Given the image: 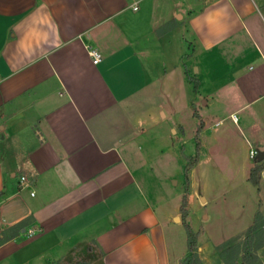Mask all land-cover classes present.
I'll list each match as a JSON object with an SVG mask.
<instances>
[{"label": "crops", "instance_id": "obj_1", "mask_svg": "<svg viewBox=\"0 0 264 264\" xmlns=\"http://www.w3.org/2000/svg\"><path fill=\"white\" fill-rule=\"evenodd\" d=\"M164 96L184 142L180 111L202 124L189 171L216 180L201 191L242 185L240 156L264 140V0H0V264L85 246L100 264L180 263L183 226L154 187V162L177 161ZM222 113L239 148L213 129Z\"/></svg>", "mask_w": 264, "mask_h": 264}, {"label": "rangeland", "instance_id": "obj_2", "mask_svg": "<svg viewBox=\"0 0 264 264\" xmlns=\"http://www.w3.org/2000/svg\"><path fill=\"white\" fill-rule=\"evenodd\" d=\"M169 67L170 66L167 65V68ZM176 83H178L176 102L179 104V110L183 107V101L185 98L184 94L181 95L184 86L180 85L179 82ZM187 92L188 97L190 91ZM171 100L172 99L165 96L160 97L159 102L155 100V103L161 105L167 114L165 119L161 118L158 130L160 132H165L166 138H170L169 142H171L172 145L175 143L177 156L176 162L169 156L161 158L160 161L156 160L154 162V176L158 180L154 187L155 190H159L160 192L161 206H164L165 209H168L173 216H175V222L181 223L182 217L180 206L183 201L185 202L184 210L187 213L185 221L199 234V248L197 247V253L204 264L224 263L222 261V258L225 255L224 253L229 252L228 256L230 255V258L232 255L230 254V251H227V248L231 249V253H236L232 255V262L234 260L235 264H240L242 262V254L247 256V264H264V159L257 163L263 166V169L259 173L257 187L247 181L249 172L255 167V164L253 159L248 158L249 152L248 156L246 152L243 153L239 159V163L243 164L240 177L242 185L235 187L232 190H227L222 186H214L211 187V191H201V184L209 183L212 185L216 178L206 175V171H203L204 167L199 171L196 170V168L191 172L189 170L186 171V167L189 164L192 166L196 165V160L199 155V139L198 136H196L199 121L196 119L197 121H194L193 126L189 129L191 121L186 117L184 110L180 111L179 117L183 119L182 124H185L188 128L187 138L190 137L189 141L187 140V142H184V127L180 126L179 123H175V117L170 113V110H172L171 108H173V100ZM261 105H264V101L255 106L261 107ZM201 108L202 101H200V106L198 103L192 107V113L198 114ZM240 115L241 114H237L238 117ZM219 116L220 117L218 118L221 119V126L218 128L214 127L213 129L224 132L227 135V141H232L231 144L235 145V148H239V146L235 144L237 143L238 138L234 135L236 129L232 124V120L227 114L222 113ZM211 117H216V113L214 112ZM260 118L264 120V114H261ZM209 123H211V121ZM171 124H173V128L170 129ZM213 129H211V131H214ZM167 142L168 140H165V142L162 141L161 145L156 147L158 150L165 152L164 149ZM186 149L190 152V161L185 158L184 154ZM250 149L256 150V152H263L264 140L250 146L249 150ZM215 163L219 171L229 174V169L231 168L228 167L227 161L219 158ZM232 163L235 164V162H230V164ZM199 172L200 174L202 172L203 176L198 175ZM244 181L247 184H244ZM223 188H225V190ZM222 189L223 191H221ZM252 209L253 211L251 214ZM256 211L261 213L263 221L259 220L257 222L259 228L258 231L249 243H245V230L253 223V217ZM250 214L252 216L249 219ZM179 234L183 239L185 249V231L183 228ZM100 259L101 256L93 246H85L74 250L71 254L60 260V263L68 264L69 261L72 263L83 262L85 264H100Z\"/></svg>", "mask_w": 264, "mask_h": 264}, {"label": "trees", "instance_id": "obj_3", "mask_svg": "<svg viewBox=\"0 0 264 264\" xmlns=\"http://www.w3.org/2000/svg\"><path fill=\"white\" fill-rule=\"evenodd\" d=\"M188 80L190 81V83H192V86H193V90L196 91L197 89V81L196 80H193L191 78H188ZM194 117L198 118L199 119V116L194 114ZM201 128H202V124L201 122H199V125L197 127V134L196 136L199 135V132L201 131ZM191 158L189 157H186V160H189L190 161ZM197 161V160H196ZM255 164V167L252 168L249 172V175H248V181L253 185V186H258V180H259V173L260 171L263 169V166L257 164L256 162H254ZM192 167L191 164H189L187 167H186V171L189 170L190 168ZM1 196V194H0ZM185 208V202L183 201L181 206H180V212H181V217H182V226H183V229L185 231V236H186V247H187V252H186V255L182 258V260L180 261L179 264H204L201 259L199 258L198 256V253H197V247H198V232H195L193 230V228L191 227V225L189 223H187L185 221V218L187 216V213L186 211L184 210ZM259 220H262V215L261 213H259V211H256L255 214H254V217H253V223L248 226L245 230V240L246 242L245 243H249L255 236V233L258 231V224L257 222ZM264 223V221H263ZM19 228V226L17 227ZM5 240V237L4 236H0V244L3 243ZM244 243V245H245ZM228 250L227 251H230V254L234 255L236 254L235 252H232L231 253V249L227 248ZM227 253V254H226ZM224 253V257L222 258V261L224 262V264H235L234 260L232 262V258L233 256L231 255V258H230V255L228 256L229 252H226ZM101 256V255H100ZM247 256H245V254H242V262L240 264H247ZM231 260V261H230ZM71 261V260H70ZM57 264H61L60 262H58ZM68 264H85L83 262H77V263H72V262H69L68 261Z\"/></svg>", "mask_w": 264, "mask_h": 264}, {"label": "built area", "instance_id": "obj_4", "mask_svg": "<svg viewBox=\"0 0 264 264\" xmlns=\"http://www.w3.org/2000/svg\"><path fill=\"white\" fill-rule=\"evenodd\" d=\"M88 54H89V56L92 58V62H93V63H97V62L99 61V59H100V54H99L96 50L88 49ZM256 153H257L256 150L250 149V150H249V158H250V159H254ZM25 181H26V178H25L24 176H21V177H20V182H21L22 184H24ZM33 233H34V231L30 229V230L27 231L26 235H27V236H31V235H33Z\"/></svg>", "mask_w": 264, "mask_h": 264}, {"label": "water", "instance_id": "obj_5", "mask_svg": "<svg viewBox=\"0 0 264 264\" xmlns=\"http://www.w3.org/2000/svg\"><path fill=\"white\" fill-rule=\"evenodd\" d=\"M264 159V151H258L253 159V162H261Z\"/></svg>", "mask_w": 264, "mask_h": 264}]
</instances>
